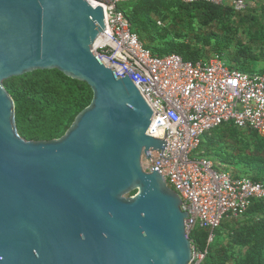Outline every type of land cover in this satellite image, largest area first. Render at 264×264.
Returning <instances> with one entry per match:
<instances>
[{
    "label": "water",
    "instance_id": "1",
    "mask_svg": "<svg viewBox=\"0 0 264 264\" xmlns=\"http://www.w3.org/2000/svg\"><path fill=\"white\" fill-rule=\"evenodd\" d=\"M91 0H0V264H190L183 200L143 158L153 111L94 44L108 25ZM59 69L90 104L61 138L24 139L5 84ZM137 192L135 196L128 194Z\"/></svg>",
    "mask_w": 264,
    "mask_h": 264
},
{
    "label": "built area",
    "instance_id": "2",
    "mask_svg": "<svg viewBox=\"0 0 264 264\" xmlns=\"http://www.w3.org/2000/svg\"><path fill=\"white\" fill-rule=\"evenodd\" d=\"M132 0H101L108 25L94 44L99 60L138 86L153 111L148 135L167 147L143 158L144 170L160 171L188 212L187 234L205 231L207 245L193 243L190 264H204L216 232L225 221L245 216L255 200H264V184L221 170L202 149L208 136L228 124L264 137V74H248L216 55L191 61L178 53L155 55L132 32L118 6ZM207 2L243 13L250 0H179Z\"/></svg>",
    "mask_w": 264,
    "mask_h": 264
},
{
    "label": "trees",
    "instance_id": "3",
    "mask_svg": "<svg viewBox=\"0 0 264 264\" xmlns=\"http://www.w3.org/2000/svg\"><path fill=\"white\" fill-rule=\"evenodd\" d=\"M165 1L132 0L118 6V9L123 11L130 20L132 32L137 34L144 45L155 55L178 53L186 60H208L210 55L207 53L208 57H203L204 48L202 49V46L194 43L192 39L186 41L187 36L184 33L188 30L192 31L198 23L201 27L218 25L226 33L232 34L234 26L228 19L232 15L242 14L232 7L218 6L207 2L186 4L179 0H169L171 5L166 6ZM172 8H181L187 14L186 26L184 27L186 32L178 33L175 29L170 30L169 27H164L161 31H156L164 32L162 36L166 40L165 49L146 44L144 40L150 38L146 31L147 23L150 20L152 21L153 14L161 16L162 21L172 18L173 22L171 24H174L177 16ZM258 23H261V21ZM154 24L157 26L155 22ZM256 24L254 23V25ZM175 27L177 28V26ZM201 39L200 36V42L212 43L211 37ZM225 42L227 41L217 38L216 43L213 45V51H220L219 54L222 55V52H225L228 48L224 44ZM223 58L229 62L232 68L243 72L248 69L246 63L257 60L256 56L248 51L246 47L238 51L236 58L240 61L237 65L225 56ZM259 74H264V71L259 72ZM5 86L15 101L18 131L28 141H46L61 138L72 126L76 116L90 104L93 97V92L87 83L76 80L59 69L36 70L22 76L13 77L6 82ZM227 131H232L233 135L249 132L252 134L251 136L257 139L255 143L264 141V137L255 132L242 130L233 124H228L207 137L202 149L205 157L210 158L208 152L218 142L217 135H224ZM236 177L243 178L240 175H236ZM247 178L264 184L260 176ZM248 214L257 215L261 220L254 222L252 225H245L241 229L233 230L231 233L233 245L241 249L247 248V253L238 258L239 253H229L227 248L222 247L221 254H217L214 248L215 243L221 235L219 232L228 223V220L217 230L216 240L210 247L209 255L204 264H264V200H255L245 215ZM190 239L197 248L204 250L207 245L208 234L199 230L194 232Z\"/></svg>",
    "mask_w": 264,
    "mask_h": 264
},
{
    "label": "rangeland",
    "instance_id": "4",
    "mask_svg": "<svg viewBox=\"0 0 264 264\" xmlns=\"http://www.w3.org/2000/svg\"><path fill=\"white\" fill-rule=\"evenodd\" d=\"M100 2L101 0H91ZM165 5H171L169 0L165 1ZM172 11L176 14L177 18L173 22V19H166L162 21L161 16L153 14L152 21H148L147 34L150 37L145 39L146 44H151L156 48L165 49L166 40L162 36L164 32L162 29L169 27V29H175L178 33H184L186 13L181 8H172ZM264 0H250L249 8L242 14L232 15L228 19L234 26V32L232 34L226 33L218 25L213 27H201L198 23L195 25L192 31L184 33L187 38L186 41L194 40V43L204 48L203 57L211 59L216 55H221L217 51H213V45L216 43V39L220 38L227 42L225 52H222L221 57L225 56L231 60L233 64L237 65L240 61L237 57L238 51L246 47L254 56L256 61L246 63L248 68L245 73L254 75L264 71ZM255 18V19H254ZM261 21V23H258ZM154 22L157 24L155 26ZM254 23H257L254 25ZM153 26V27H152ZM177 26V28L175 27ZM157 30V31H156ZM184 30V31H183ZM200 36L203 38L211 37L212 43H206L205 41H199ZM185 37V36H184ZM201 39V40H202ZM206 53L208 55H206ZM246 58V57H245ZM234 61V62H233ZM236 62V63H235ZM242 63V62H241ZM239 64V63H238ZM249 132H241L239 135H233L232 131H227L226 134H218V142H216L212 148H210V159L217 164L219 169L228 171L232 175H240L244 178L250 176H260L264 181V141L257 140L251 136ZM250 179V178H249ZM137 192L128 194L127 197L135 196ZM261 220L257 215H245L240 218L231 219L226 223L219 234L218 241L215 243V250L217 254H221V248L225 247L229 253H239V256H243L247 253V248H239L233 245V239L231 233L233 230L241 229L245 225H252L254 222ZM214 244V243H213ZM212 244V245H213ZM219 250V251H218ZM241 251V255H240Z\"/></svg>",
    "mask_w": 264,
    "mask_h": 264
}]
</instances>
